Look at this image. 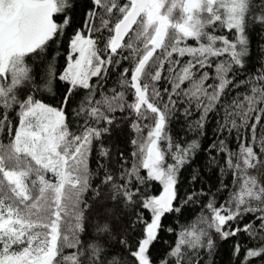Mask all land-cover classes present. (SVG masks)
<instances>
[{
    "label": "snow or ice",
    "instance_id": "snow-or-ice-1",
    "mask_svg": "<svg viewBox=\"0 0 264 264\" xmlns=\"http://www.w3.org/2000/svg\"><path fill=\"white\" fill-rule=\"evenodd\" d=\"M222 251L264 264V0H0V264Z\"/></svg>",
    "mask_w": 264,
    "mask_h": 264
},
{
    "label": "trees",
    "instance_id": "trees-1",
    "mask_svg": "<svg viewBox=\"0 0 264 264\" xmlns=\"http://www.w3.org/2000/svg\"><path fill=\"white\" fill-rule=\"evenodd\" d=\"M210 127H211V124H210ZM227 261V256L224 254V252L222 251L221 252V255L220 257H218V261H217V264H219V261Z\"/></svg>",
    "mask_w": 264,
    "mask_h": 264
}]
</instances>
